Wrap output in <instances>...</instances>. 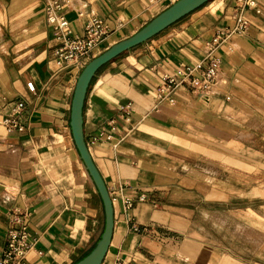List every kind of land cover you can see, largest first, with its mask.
I'll return each mask as SVG.
<instances>
[{
	"label": "crops",
	"instance_id": "1",
	"mask_svg": "<svg viewBox=\"0 0 264 264\" xmlns=\"http://www.w3.org/2000/svg\"><path fill=\"white\" fill-rule=\"evenodd\" d=\"M172 1L74 0L63 9L74 33L83 32L89 14L108 23L97 55ZM238 1L207 0L92 76L83 132L113 204L102 264L116 256L124 264H264V247L237 236L240 225L264 244V0L246 10L248 29L219 48L217 86L208 95L182 85L173 103L158 99L162 77L200 60L206 41L232 22ZM58 44L44 0H0V257L19 207L33 241L26 264H72L104 228L102 199L70 128L81 69H58ZM18 100L20 123L8 131L2 119ZM127 103L132 110L124 116ZM241 109L244 159L229 147L232 160H222L221 136L237 134L221 131L219 121ZM204 118L210 129L189 127ZM238 183L245 188L240 196Z\"/></svg>",
	"mask_w": 264,
	"mask_h": 264
},
{
	"label": "built area",
	"instance_id": "2",
	"mask_svg": "<svg viewBox=\"0 0 264 264\" xmlns=\"http://www.w3.org/2000/svg\"><path fill=\"white\" fill-rule=\"evenodd\" d=\"M73 1L44 0L46 21L54 29L59 40L54 51L58 69L67 67L82 69L85 63L95 55L96 47L110 30L108 23L102 17L89 14L83 32L74 33L66 11L63 9L64 5L70 6ZM249 9L257 10L255 0H239L234 7L232 22L217 29L206 41L203 57L191 65L178 67L173 74L162 77L158 87V99H166L173 103L172 93L182 85L188 86L192 93L208 95L219 73L221 62L219 48L221 45L230 48L232 36L242 34L248 29L249 19L245 12ZM26 85L29 90H34L31 81H27ZM23 108L24 101L18 100L11 111L3 117L2 124L8 131L18 127L20 123L18 115ZM131 110L130 103H127L122 108V115H128ZM107 136L110 137V135ZM126 204L130 205L129 199L126 200ZM24 216L23 209L13 208L11 225L7 230L6 245L0 257V264H26V254L33 245V241L25 229ZM107 264H124V261L120 256H116Z\"/></svg>",
	"mask_w": 264,
	"mask_h": 264
},
{
	"label": "water",
	"instance_id": "3",
	"mask_svg": "<svg viewBox=\"0 0 264 264\" xmlns=\"http://www.w3.org/2000/svg\"><path fill=\"white\" fill-rule=\"evenodd\" d=\"M207 0H175L153 16L134 33L111 44L99 54L89 59L80 70L73 91L70 112V128L75 146L84 163L104 207V228L94 246L72 264H101L110 245L113 229V204L106 183L94 163L83 132V102L88 84L97 69L122 51L140 43L159 32L183 15Z\"/></svg>",
	"mask_w": 264,
	"mask_h": 264
},
{
	"label": "rangeland",
	"instance_id": "4",
	"mask_svg": "<svg viewBox=\"0 0 264 264\" xmlns=\"http://www.w3.org/2000/svg\"><path fill=\"white\" fill-rule=\"evenodd\" d=\"M223 80V79H221ZM220 79L217 80L221 81ZM224 82V80H223ZM215 86H217V83L215 84ZM258 90L261 91L262 89L260 87H258ZM247 121L245 120V114H244V110H238L236 112V116L235 117H231V115L229 117H224L221 121H219V127L221 128V131H236L237 137L234 136H221V145H223L222 147V151L220 153L221 155V159L222 160H232V154H230L228 150V148H232L234 147L236 150H238V153H236L237 155H235L236 159H244V152L239 150V149H244L243 147V138L246 135V127H247ZM194 125H190L189 127H193V128H202L204 130L210 129L211 127V123L206 119H200L199 121H194L193 122ZM224 179H222L223 182ZM222 187L227 188L228 184H223L222 183ZM244 185L243 184H239L237 185V195L240 196V194L243 193L242 190H244ZM257 203L254 204L257 205ZM244 208V206H242ZM257 212H260V207H257ZM245 228L241 227L240 225L237 226V236L238 239L243 240H250L252 241L253 244H255L258 247H264L263 243H260V238L259 236L254 233V232H250L247 230H244ZM259 249V248H258ZM254 251V250H252ZM253 253V252H252Z\"/></svg>",
	"mask_w": 264,
	"mask_h": 264
}]
</instances>
